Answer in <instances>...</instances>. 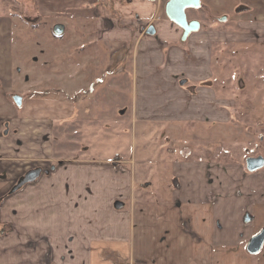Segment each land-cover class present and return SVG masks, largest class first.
<instances>
[{
	"label": "crops",
	"instance_id": "0c3cea01",
	"mask_svg": "<svg viewBox=\"0 0 264 264\" xmlns=\"http://www.w3.org/2000/svg\"><path fill=\"white\" fill-rule=\"evenodd\" d=\"M206 1L208 5L211 2ZM116 2V9L129 18L126 22L132 23L135 17L140 24L151 20L156 29L155 35L147 34L141 26L101 36L120 46H125L129 39L138 42L131 72L132 82L137 84L135 96L139 98L132 115L146 122L144 126L148 128L159 121L163 126L156 130L159 133L173 131L177 120H198L210 128L218 125L223 108L210 86L211 42L264 45V10L239 15L235 32L198 30L183 40V29L168 16L163 18L161 0ZM154 83L155 89L148 91L146 85ZM14 96L7 84L0 85V177L9 181L6 189H0V227L11 230L0 236V264L260 262V258L251 260L245 251L216 235L222 220L228 222L218 209L223 190L221 186H201L206 173L204 164L188 159L173 161L166 154L156 157L159 168L152 173L155 176L150 175L152 167L133 173L127 160H92L73 139L75 143L71 141L68 146L75 149L71 156H56L55 145L63 147L56 135L57 126L62 127L57 121L70 117L69 123L75 125L74 103L62 102L60 97L52 100L39 96L29 101L22 96V104L17 106ZM148 100H152L151 105L140 104ZM92 125L86 122L82 131L86 132L88 126L94 129ZM143 150L155 154L157 148L148 145ZM211 175L220 185L222 175ZM21 180L23 183L18 185ZM148 180L156 182L153 190ZM163 188L165 199L155 201L146 197ZM212 191L219 196L213 202ZM261 196L257 205L264 211V189ZM179 198L182 202L177 201ZM249 200L254 203L253 198ZM245 204L248 210L250 202ZM14 213L23 219L14 217ZM193 215L194 224L189 218ZM238 221L234 226L227 225L234 228L235 236L241 224Z\"/></svg>",
	"mask_w": 264,
	"mask_h": 264
},
{
	"label": "rangeland",
	"instance_id": "374dc122",
	"mask_svg": "<svg viewBox=\"0 0 264 264\" xmlns=\"http://www.w3.org/2000/svg\"><path fill=\"white\" fill-rule=\"evenodd\" d=\"M166 1L161 0L163 18L167 16ZM116 8V0H108L106 4L104 0H0V85L7 84L13 95L27 97L29 101L49 96L52 100L60 97L62 102L74 103L76 126L69 123L70 117L57 121L62 127L57 126L56 135L63 147L55 145L56 156H71L75 149L68 146L73 139L78 149L82 148L92 160L113 157L127 160L133 173L152 167L150 175L155 176L152 173L159 168L156 157L166 154L173 161L188 159L204 164L206 173L201 186H221L223 190L218 209L228 222L222 220L216 235L248 254L249 240L264 227V211L257 205L262 200L264 168L255 172L246 168L248 157L264 156L263 43L211 42L210 86L223 108L218 125L210 128L198 120H177L173 131L159 133L156 130L163 126L156 121L155 126L148 125L152 128L150 131V127L144 126L146 122L132 115L139 98L135 96L137 84L132 82L131 72L138 42L129 39L125 46H120L113 39L101 36L124 33L122 29L133 31L141 26L146 29L155 23L150 20L140 24L136 17L132 23L126 22V14ZM262 10L264 0H211L209 5L201 0V6L187 10V15L199 21L201 32H235L234 28H239L236 21L239 15ZM223 17L226 19L222 20ZM57 24L65 27L61 35L54 32ZM154 86L155 83L146 85L148 91H153ZM150 102L140 101V104L148 106ZM86 122L93 123L94 129L88 126L86 132L82 131ZM148 145L154 150L157 148L155 154L144 152L143 148ZM214 172L222 175L220 185L209 176ZM0 178V189H6L9 181ZM148 181L153 190L156 182ZM160 189L146 197L155 201L165 199V189ZM215 193L211 192V202L219 197ZM252 198L254 203L249 200ZM247 201L251 206L248 210L245 209ZM189 218L194 224V215ZM237 220L241 224L235 236L234 228L227 225L234 226ZM8 231H11L9 227H0V236ZM248 256L256 261L260 258L258 264H264V246L258 254Z\"/></svg>",
	"mask_w": 264,
	"mask_h": 264
},
{
	"label": "water",
	"instance_id": "95a60500",
	"mask_svg": "<svg viewBox=\"0 0 264 264\" xmlns=\"http://www.w3.org/2000/svg\"><path fill=\"white\" fill-rule=\"evenodd\" d=\"M155 1V0H153ZM201 6V0H169L165 6V12L169 19L176 23L183 29V40H186L191 32L198 31L200 29L199 21H188L187 9H197ZM226 18L223 17L222 20ZM64 25L57 24L54 26V32L57 35H61L64 32ZM147 34L155 35L156 29L153 25H150L146 30ZM14 102L17 106L22 104L21 96H14ZM246 168L250 172H255L264 168V156L259 155L256 157H248L246 159ZM264 246V228L255 236H253L247 244L246 250L249 254H258Z\"/></svg>",
	"mask_w": 264,
	"mask_h": 264
},
{
	"label": "flooded vegetation",
	"instance_id": "af4514ba",
	"mask_svg": "<svg viewBox=\"0 0 264 264\" xmlns=\"http://www.w3.org/2000/svg\"><path fill=\"white\" fill-rule=\"evenodd\" d=\"M168 2H169V0L166 1V4H167ZM197 9H198V8H197ZM187 10H191V9H187ZM187 10H186V13H187ZM187 18H188V21H189V22H191V21H195V20H196V19H190V18L188 17V15H187ZM148 27H149V26H148ZM148 27H147L146 29H144L145 32H146V30L148 29ZM146 33H147V32H146ZM263 228H264V227H262V229H263ZM262 229H261V230H262ZM261 230H260V231H261ZM260 231H259V232H260ZM259 232H257V233L254 234L253 236L257 235ZM253 236H252V237H253ZM249 241H250V240H249ZM246 247H247V246H246ZM246 251H247V250H246ZM248 254H249V253H248ZM249 255H251V254H249Z\"/></svg>",
	"mask_w": 264,
	"mask_h": 264
}]
</instances>
